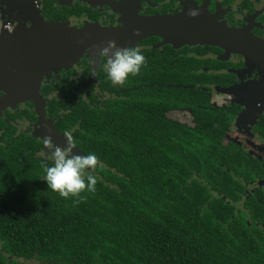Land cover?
I'll use <instances>...</instances> for the list:
<instances>
[{"label": "flooded vegetation", "instance_id": "obj_1", "mask_svg": "<svg viewBox=\"0 0 264 264\" xmlns=\"http://www.w3.org/2000/svg\"><path fill=\"white\" fill-rule=\"evenodd\" d=\"M192 9L199 14L190 16ZM37 16L60 27L93 26L99 39L72 65L51 64L47 34L34 29ZM109 40L146 57L123 87L110 83L106 58L95 55ZM36 91L31 100L21 97ZM123 104L126 125L155 126L167 141L191 138L178 126H226L224 152L252 171L247 181L236 177L243 189L235 203L243 209L252 196L259 202L255 222V211L244 209L246 239L264 250V0H0V164L26 173L0 184V213H16L22 197L44 190L38 168L51 164L45 136L65 146L71 133L73 153L86 155L76 144L85 115L108 109L114 123ZM128 135L139 142L140 133Z\"/></svg>", "mask_w": 264, "mask_h": 264}, {"label": "trees", "instance_id": "obj_2", "mask_svg": "<svg viewBox=\"0 0 264 264\" xmlns=\"http://www.w3.org/2000/svg\"><path fill=\"white\" fill-rule=\"evenodd\" d=\"M123 107L114 123L110 110H90L77 132L78 148L103 165L95 193L74 203L46 183L16 213H0V264H264L262 246L246 239L244 209L255 222L259 202L235 203L250 163L224 152L226 126H178L193 137L167 141L155 126L126 125ZM24 177L0 164V184Z\"/></svg>", "mask_w": 264, "mask_h": 264}, {"label": "clouds", "instance_id": "obj_3", "mask_svg": "<svg viewBox=\"0 0 264 264\" xmlns=\"http://www.w3.org/2000/svg\"><path fill=\"white\" fill-rule=\"evenodd\" d=\"M197 10L192 9L189 15L197 16ZM134 35H140L139 30ZM97 57L106 58L103 69L107 79L113 86L123 87L129 76H137L147 66L146 57L139 47L121 48L114 40L106 42V46L96 51ZM66 145L58 146L53 143L52 137L43 138L47 149V159L51 164L43 165L44 179L48 190L56 193L60 198L72 199L74 203L84 202V193H95L99 177L95 175L99 167H103L99 157L94 154H74L76 147L71 133H65Z\"/></svg>", "mask_w": 264, "mask_h": 264}, {"label": "water", "instance_id": "obj_4", "mask_svg": "<svg viewBox=\"0 0 264 264\" xmlns=\"http://www.w3.org/2000/svg\"><path fill=\"white\" fill-rule=\"evenodd\" d=\"M34 29L47 34V47L53 58L51 64H69L77 62L82 55L83 49L95 46L98 37V30L93 26H86L82 30L70 27H60L57 24L45 21L42 16L33 20ZM30 100L37 96L36 92L21 94ZM33 96V97H32Z\"/></svg>", "mask_w": 264, "mask_h": 264}, {"label": "rangeland", "instance_id": "obj_5", "mask_svg": "<svg viewBox=\"0 0 264 264\" xmlns=\"http://www.w3.org/2000/svg\"><path fill=\"white\" fill-rule=\"evenodd\" d=\"M59 26H61V25H59ZM27 50H29V47L27 48ZM218 104H220V103L219 102L218 103L216 102V105H218Z\"/></svg>", "mask_w": 264, "mask_h": 264}]
</instances>
